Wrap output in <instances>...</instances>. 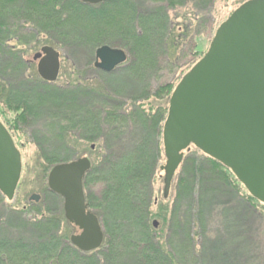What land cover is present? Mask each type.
Segmentation results:
<instances>
[{"label": "trees", "instance_id": "obj_1", "mask_svg": "<svg viewBox=\"0 0 264 264\" xmlns=\"http://www.w3.org/2000/svg\"><path fill=\"white\" fill-rule=\"evenodd\" d=\"M191 1L201 10L198 16H212L214 0ZM183 4L0 0V120L17 147V133L36 145L35 173L44 195L38 203L1 207L0 264H263L258 254L264 233L254 230L264 223V204L199 149L186 153L172 196L155 201L156 178L166 162L164 125L178 84L153 89L150 82L182 39L174 33L170 11ZM184 26L187 38L193 25ZM201 29L196 25L195 37ZM105 45L124 50L128 61L95 85L76 69L97 71L95 54ZM44 46L75 67L73 80H65L71 76L65 69L62 83H48L33 71L25 55ZM37 125L42 129L33 130ZM88 145L97 150L84 190L105 241L85 253L72 244L68 233L78 229L66 220L64 200L47 181L55 165L70 161L62 151L76 154ZM29 177L25 171L22 183ZM3 196L0 192V203Z\"/></svg>", "mask_w": 264, "mask_h": 264}, {"label": "water", "instance_id": "obj_2", "mask_svg": "<svg viewBox=\"0 0 264 264\" xmlns=\"http://www.w3.org/2000/svg\"><path fill=\"white\" fill-rule=\"evenodd\" d=\"M99 5L110 0H79ZM38 74L55 83L61 72V54L44 46L33 57ZM128 61L124 50L102 46L95 67L111 73ZM163 141L166 162L163 195L173 183L192 147L230 169L248 193L264 204V0H249L217 29L206 54L186 73L169 101ZM92 163L88 157L55 165L49 190L64 200L66 220L79 230L72 244L82 252L99 250L105 234L89 210L84 178ZM23 170L22 155L0 120V192L13 201ZM32 195L31 202H39ZM154 227L158 228L157 221Z\"/></svg>", "mask_w": 264, "mask_h": 264}, {"label": "rangeland", "instance_id": "obj_3", "mask_svg": "<svg viewBox=\"0 0 264 264\" xmlns=\"http://www.w3.org/2000/svg\"><path fill=\"white\" fill-rule=\"evenodd\" d=\"M184 4L175 10L170 11V16L174 28V33L176 36H182L181 40H178V47L176 51H172L170 54L169 64H163V70L158 74L157 77L152 78L151 85L153 89H157L160 86H163L165 84H172L177 85L182 80V78L188 73L200 59L202 58V55L204 56L206 52L208 51L210 44L215 36L216 33V27L217 24H222L225 22L228 17L242 4V0H214V4L211 7V17L209 14H201L198 16L201 12L199 10L198 6L195 7V4L191 0H183ZM249 0H246V2ZM210 18V19H209ZM193 25V31L191 34L185 37L187 34L185 30L184 25ZM196 25H199L201 29L200 36H194L196 32ZM202 25V27H201ZM192 27V26H189ZM190 33V32H189ZM108 46V45H107ZM42 47L33 48V50L28 51V54L25 55V59L30 62L31 67L34 72H37V62L33 61L34 55L39 52ZM201 55V56H200ZM96 62V54H95V61ZM195 62V63H194ZM127 63V62H126ZM65 69V72H70L69 74L71 76L64 77L66 81L68 80V77L70 78V81L73 80V71L75 67L70 62H63L61 65V72ZM81 72L86 73L93 81L92 83L97 85V83H105V81L109 78L106 76L105 72H102L101 70L97 71H89V69H85L81 66L80 68L76 69V73ZM68 75V74H67ZM63 77H59V82H64ZM121 87V86H120ZM121 93H124V87L122 86L120 89ZM122 96H128V93L122 95ZM9 119L13 117V115H8ZM33 130L36 129H42V125H37L32 128ZM32 129H30L28 132L31 134ZM17 133V132H16ZM18 136H16L19 140L20 145H18V149L21 152L22 155V162H23V170L21 175L20 183H22L23 174L25 171H29L30 177L29 180L26 181V184L19 183L16 196L13 201L8 202L7 198L3 196L5 199L2 201L3 203H0V209L2 206H11V207H21L24 204H27L30 202V197L32 195H39L41 198L40 201H44V195L41 192V184L39 177L36 176L35 173V156L37 154V147L33 143V140L30 138V136H26L25 134L17 133ZM16 144V143H15ZM17 146V145H16ZM94 149H91V145H88L86 147H78L76 148V154L70 152H64L62 151L61 154L62 157H66L69 162L78 160L82 157H88L91 161V159L94 157L97 150V145H94ZM60 153V152H59ZM186 156V155H185ZM67 163V162H65ZM92 163V161H91ZM48 184V181H47ZM48 186V185H47ZM163 189H164V172L161 171L157 175L156 178V184H155V201L156 203H160L163 201ZM171 191V196H172ZM7 199V200H6ZM21 202V204H20ZM20 204V205H19ZM62 228L65 229V226L62 225ZM159 228V227H158ZM70 231L68 233L69 237L73 235H77L79 233V230ZM255 233H264V223L258 224V226L255 227ZM260 246L263 248L261 249L259 256L262 257L264 261V236L260 237L259 240ZM260 247V248H261ZM264 264V262H263Z\"/></svg>", "mask_w": 264, "mask_h": 264}, {"label": "flooded vegetation", "instance_id": "obj_4", "mask_svg": "<svg viewBox=\"0 0 264 264\" xmlns=\"http://www.w3.org/2000/svg\"><path fill=\"white\" fill-rule=\"evenodd\" d=\"M61 65H62V59H61ZM37 72H38V62H37ZM60 74H61V72H60ZM39 75V74H38ZM41 78V77H40ZM94 145H91V149L93 150L94 149ZM86 157V156H85ZM83 158V157H82ZM79 234V233H78Z\"/></svg>", "mask_w": 264, "mask_h": 264}]
</instances>
